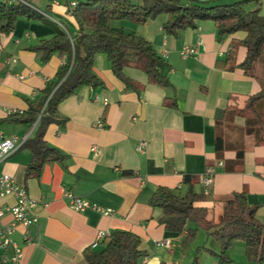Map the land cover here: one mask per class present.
<instances>
[{
    "label": "crops",
    "instance_id": "crops-1",
    "mask_svg": "<svg viewBox=\"0 0 264 264\" xmlns=\"http://www.w3.org/2000/svg\"><path fill=\"white\" fill-rule=\"evenodd\" d=\"M25 1L43 19L74 34L78 26L71 4L87 0ZM249 1L250 10L259 8L264 16V0ZM43 19L20 16L10 33H0V142L34 136L42 113L33 127L25 123L23 115L44 102L47 86L56 81L66 62V57L57 53L43 61L41 53L34 50L41 41L56 35ZM166 21L167 16L160 15L145 24L124 20L114 25L152 43L169 64L170 88L148 83L146 74L133 66H127L124 73L140 89L126 88L113 74L107 56L98 54L94 72L104 87H83L64 100L59 114L67 121L46 129V142L65 159L43 166L40 175L31 179H26L25 169L32 153L24 144L0 163V174L12 175L38 202L31 241H25L22 226L12 235L22 249L17 264H88L84 251L97 241L100 231L137 234L147 254L141 264H194L196 255L197 264H258L247 258L245 243L242 254L231 248L230 261L221 263L211 253L219 251L217 246L203 229L198 234L202 238L183 251L185 235L167 231L159 222L161 212L149 204L159 187L185 193L183 180L189 175L197 182L195 190L208 195L197 206L218 217L221 208L217 200L245 191L248 203L258 206L257 218L264 224V145L247 136L243 164L235 172L225 171L226 164L236 159L235 151L225 152L223 159L216 155L218 110L242 107L249 96L261 90L258 80L239 68L228 70L223 62L232 40H242L245 34L220 38L215 22L204 20L195 28L166 35ZM185 46H196L198 53L183 57ZM245 56L246 50L240 48L237 64ZM167 102L177 105L169 107ZM244 125L242 118H236L233 125L223 123L221 134L228 141L238 134L236 128ZM142 142L145 145L140 149ZM209 168L214 173L207 188L202 178ZM67 191L99 209L110 210V214L93 208L73 210L65 197ZM13 202L10 197L0 199L1 205ZM12 222L7 216L0 227ZM7 253L13 255L12 248Z\"/></svg>",
    "mask_w": 264,
    "mask_h": 264
},
{
    "label": "trees",
    "instance_id": "trees-1",
    "mask_svg": "<svg viewBox=\"0 0 264 264\" xmlns=\"http://www.w3.org/2000/svg\"><path fill=\"white\" fill-rule=\"evenodd\" d=\"M249 2L231 0L207 5L196 0H87L78 3L71 11L78 26L74 34L67 27L62 29L43 19L31 6L0 4V33H10L20 16L43 19L54 28L56 35L41 41L34 50L41 53L43 61L49 60L55 53L66 57L65 64L57 72L56 81L45 90L44 102L31 106L23 115L25 123L33 127L42 113L34 136L24 143V147L32 153V160L25 169L26 179L38 177L43 166L65 159L59 150L46 142V129L51 124L64 125L67 121L59 114V105L64 100L83 87H104V82L94 72L96 55L107 56L113 74L126 88L140 89V85L125 75L127 66L144 72L150 84L171 87L167 75L169 64L152 43L114 25L123 20L145 24L160 15L167 16L163 25L166 35L195 28L204 20L215 22L220 38L239 32L245 34L242 40H232L223 62L228 70L239 68L246 76L258 80L261 90L249 96L242 107L228 106L216 114V155L218 159H223L225 152L235 151L236 159L225 166V171L235 172L243 164L247 136L255 144L264 145V16L259 8L250 10ZM240 48L246 50V56L243 62L237 64ZM166 104L169 107L177 105L175 102ZM236 118L244 119L245 125L237 127L236 137L227 141L221 134V125H233ZM196 183L192 176L186 175L183 180L187 187L185 193L167 187L156 189L149 204L161 212L160 224L169 232L185 235L183 251L194 242L198 229H203L217 246L219 251L211 253L221 263L229 262L228 251L236 242L243 241L247 258L264 264V224L257 218L258 206L248 203L245 191L233 192L217 200L221 213L215 220L208 209L197 206L206 201L208 195L203 191L197 192ZM141 242L137 234L115 231L102 242L101 248L86 249L84 258L88 264H141L147 256L141 249ZM197 262L198 258L194 264Z\"/></svg>",
    "mask_w": 264,
    "mask_h": 264
},
{
    "label": "built area",
    "instance_id": "built-area-1",
    "mask_svg": "<svg viewBox=\"0 0 264 264\" xmlns=\"http://www.w3.org/2000/svg\"><path fill=\"white\" fill-rule=\"evenodd\" d=\"M27 4L25 0H0V4ZM77 2L71 4V8H75ZM198 53L196 46H185L182 48L181 54L183 57H189ZM99 127H103L102 123H98ZM28 138H18L16 136L10 138H3L0 142V163L8 160L16 151H18ZM145 143L140 144V149ZM214 170L209 168L202 178V183L205 187H209L212 183V175ZM13 198L12 204H0V223L7 216L13 219V222L6 226L0 227V261L1 264H17L22 258V249L12 240L17 226H22L25 230L24 239L27 242L31 241L30 228L36 221L35 209L38 206L37 200L31 198L26 189L19 185L15 178L7 173L0 174V199ZM65 197L69 202L70 207L77 212H84L88 208L100 210L103 214L109 215L110 210L99 209L95 204L77 197L71 192L67 191ZM110 235L105 231H100L97 235V241L92 245L93 249H99L102 242ZM12 248L13 255H8L7 251Z\"/></svg>",
    "mask_w": 264,
    "mask_h": 264
},
{
    "label": "rangeland",
    "instance_id": "rangeland-1",
    "mask_svg": "<svg viewBox=\"0 0 264 264\" xmlns=\"http://www.w3.org/2000/svg\"><path fill=\"white\" fill-rule=\"evenodd\" d=\"M223 1H231V0H213V1H210V2H206V4H207V5H213V4H217V3L223 2ZM249 4H250V2L248 3V5H249ZM248 5H247V7H248ZM123 21H124V20H123ZM214 215H215V214H214ZM211 217H212L213 219L217 220V217H215V216H213V215H211ZM199 232H203V231H201V229H198V231H197V233H196V236H195V238H194V242H195L197 239L199 240L200 238H202V237H199V235H198ZM204 232H205V231H204ZM201 234H202V233H201ZM203 234H204V233H203ZM184 239H185V237H184ZM194 242H193L190 246H188V248L191 247V246L194 244ZM211 242H212V241H211V239H210V240H209V243L211 244ZM238 242H240V243H237V242H236V243L234 244V246H236V247L233 246L232 248H236V250H237L239 253L241 252V254H242V250H243V247H244V242H243V241H238ZM212 243H213L214 246H216L214 242H212ZM210 244H208V247H209V248H211ZM188 248H187V249H188ZM187 249H186V250H187ZM211 249H212V248H211ZM240 249H241V251H240ZM186 250H185V251H186ZM198 257H199V256H198ZM198 257H197V255H196V258H198ZM198 259H199V258H198Z\"/></svg>",
    "mask_w": 264,
    "mask_h": 264
},
{
    "label": "water",
    "instance_id": "water-1",
    "mask_svg": "<svg viewBox=\"0 0 264 264\" xmlns=\"http://www.w3.org/2000/svg\"><path fill=\"white\" fill-rule=\"evenodd\" d=\"M196 1H199V2H202V3H206V2L213 1V0H196Z\"/></svg>",
    "mask_w": 264,
    "mask_h": 264
}]
</instances>
